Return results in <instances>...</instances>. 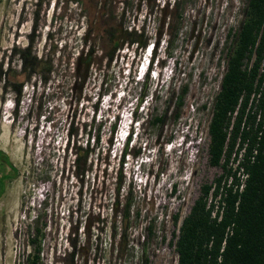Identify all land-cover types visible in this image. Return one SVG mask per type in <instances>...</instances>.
<instances>
[{
  "label": "rangeland",
  "instance_id": "rangeland-1",
  "mask_svg": "<svg viewBox=\"0 0 264 264\" xmlns=\"http://www.w3.org/2000/svg\"><path fill=\"white\" fill-rule=\"evenodd\" d=\"M38 2L0 0V69L18 68L12 47L26 43L35 16L32 48L53 57L47 81L31 75L16 101L17 94L0 78V149L18 170L0 193V264H25L36 221L44 232L42 264H138L147 223L154 232L146 242L148 264H174L170 214L178 210L181 217L201 183L221 171L207 161L206 125L225 68L228 29L236 27L244 0H179L182 7L174 0ZM120 20L142 26L147 43L143 48L123 43L108 58L104 30ZM89 46L95 51L85 78L77 75L82 82L73 86L75 57ZM150 50L148 94L135 107ZM182 84L186 92L173 118L168 97ZM167 103L165 121L150 125V117ZM83 120L92 121L90 131L99 124L96 146L102 148L96 159L95 146L91 169L81 181L71 174V155L62 148L68 121L77 126L80 141ZM43 171L48 179L40 180ZM117 183L118 207L129 189L132 207L140 211L127 227L128 250L119 256L118 236L112 244L109 240L110 220L118 219L109 208ZM71 240L77 241L73 257Z\"/></svg>",
  "mask_w": 264,
  "mask_h": 264
},
{
  "label": "trees",
  "instance_id": "trees-1",
  "mask_svg": "<svg viewBox=\"0 0 264 264\" xmlns=\"http://www.w3.org/2000/svg\"><path fill=\"white\" fill-rule=\"evenodd\" d=\"M40 2L41 0L38 4ZM180 6L182 7V2H179ZM179 13L180 11L178 15ZM35 25L36 16L26 43L17 48L12 47L18 59V68L0 69L3 87L17 94L15 101L23 81L35 75L46 82L53 69V57L43 53L37 55L32 48ZM104 31L110 41L108 58L116 48L122 47L123 43L126 46L134 45L135 48H143L147 43V35L142 26L128 27L121 20L117 26L113 25ZM227 34L229 35V30ZM54 47L55 45L52 50ZM93 51L95 49L89 46L83 56L75 57L73 86H79L85 78ZM226 52L225 68L219 79V87L212 95L206 125L207 161L210 165H219L221 171L213 176L211 181L201 183L200 192L180 220L178 210L170 214L173 227L168 242L173 244L177 255L175 264H264V0H245L243 16L231 33ZM151 61L150 50L142 73L143 81L135 97V107L148 94L150 82L147 80ZM81 64V71L77 72ZM16 74H20L21 78H17ZM77 75H80L82 80L78 81ZM160 79L162 78L158 79L157 86L161 83ZM185 92V84H182L177 92L171 91L168 101L173 98V105L168 116H178ZM98 93L101 92L97 91V95ZM93 105L96 106L95 103ZM168 106L167 103L161 111L154 112L149 119L150 125L158 126L165 121ZM201 106L205 107V102ZM133 111L130 113L136 117ZM81 123L84 128L83 141H79L81 134H78L77 126L68 121L62 149L64 153L69 152L71 155V174L82 181L91 169L90 156L99 141V124L93 126V131H90L92 121L87 124L83 120ZM86 124L88 126L85 129ZM128 138L129 133L120 150L121 157L126 151ZM96 147L98 159L102 146ZM17 171L15 165L0 149V193L3 191L5 180L14 177ZM39 178L48 179V173L43 171ZM118 186L119 183L115 186L109 206L111 214L118 216V219L111 218L109 224L110 243L112 244L115 236H118L117 256L128 250L127 227L140 214L138 207H132L133 197L129 189L118 207ZM174 189L172 184V190ZM153 235L152 224H145L138 264H148L146 242ZM43 236V229L36 221L27 237L31 249L26 254L25 264H42L39 254ZM70 242V255L73 257L77 241Z\"/></svg>",
  "mask_w": 264,
  "mask_h": 264
},
{
  "label": "flooded vegetation",
  "instance_id": "flooded-vegetation-1",
  "mask_svg": "<svg viewBox=\"0 0 264 264\" xmlns=\"http://www.w3.org/2000/svg\"><path fill=\"white\" fill-rule=\"evenodd\" d=\"M244 3H245V0H244ZM243 6H244V4H243ZM242 16H243V7H242ZM242 16L240 17V19L242 18ZM240 19H239V21H240ZM239 21H238V23H239ZM238 23H237V25H236V27L234 28V30L237 28V26H238ZM229 30V40H230V38H231V33L234 31V30H232L231 31V29L229 28L228 29ZM226 49H227V47H226ZM222 74V73H221ZM221 76V75H220ZM220 79V78H219ZM218 83H219V81H218ZM218 89V88H217Z\"/></svg>",
  "mask_w": 264,
  "mask_h": 264
},
{
  "label": "clouds",
  "instance_id": "clouds-1",
  "mask_svg": "<svg viewBox=\"0 0 264 264\" xmlns=\"http://www.w3.org/2000/svg\"><path fill=\"white\" fill-rule=\"evenodd\" d=\"M144 63H145V66H146V64H147V60H146ZM145 66H144V68H143V71H144V69H145ZM128 133H129V131H126V133H125L124 136H127Z\"/></svg>",
  "mask_w": 264,
  "mask_h": 264
},
{
  "label": "water",
  "instance_id": "water-1",
  "mask_svg": "<svg viewBox=\"0 0 264 264\" xmlns=\"http://www.w3.org/2000/svg\"><path fill=\"white\" fill-rule=\"evenodd\" d=\"M180 219H181V217H179V220H180ZM179 220H178V221H179ZM176 258H177V255H176V257H175L174 264L176 263Z\"/></svg>",
  "mask_w": 264,
  "mask_h": 264
}]
</instances>
